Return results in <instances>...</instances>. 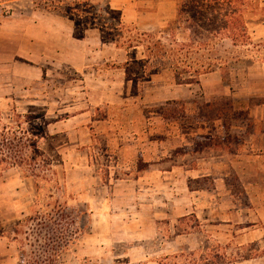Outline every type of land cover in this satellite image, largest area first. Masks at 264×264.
Masks as SVG:
<instances>
[{
  "label": "rangeland",
  "instance_id": "rangeland-1",
  "mask_svg": "<svg viewBox=\"0 0 264 264\" xmlns=\"http://www.w3.org/2000/svg\"><path fill=\"white\" fill-rule=\"evenodd\" d=\"M48 2L0 0L2 19L24 27V48L31 57V40L40 35L43 40L42 73L34 71L29 59L22 66L5 61L18 51L17 43L0 45V126L15 127L17 114L29 115L22 117L27 121L23 126L32 136L44 135L38 142L50 160V170L37 179L26 177L25 168L0 165V264H22L24 233L33 231L34 223L18 222L49 212L56 202L82 212L84 222L85 232L66 252V264H264V175L245 183L230 176L215 190L203 192L189 191L179 173L155 177L154 186L145 188L115 186L110 174L122 170L125 159L107 152L104 139L84 143L88 111L94 119L104 118L111 102L123 106L111 108V119L123 136L114 129L112 137L122 142L130 136L136 109L129 105L141 92L142 85L136 86L120 67L126 49L107 39L106 31L114 23L119 29L126 25L163 32L176 19V2ZM259 26H264V11L250 18L252 44L232 47L227 42L224 49L239 59L224 68L229 71L245 60L264 62V30H255ZM142 51H131L132 60ZM8 65L10 75L5 74ZM166 72L164 80L173 77ZM153 110L161 112L159 107ZM77 122L82 125L74 129Z\"/></svg>",
  "mask_w": 264,
  "mask_h": 264
},
{
  "label": "crops",
  "instance_id": "crops-1",
  "mask_svg": "<svg viewBox=\"0 0 264 264\" xmlns=\"http://www.w3.org/2000/svg\"><path fill=\"white\" fill-rule=\"evenodd\" d=\"M1 10L0 45L18 44V51L5 61L22 66L29 59L34 71L42 73V36L30 42L35 47L33 58L24 48V27L3 20ZM255 30L258 33L264 26ZM125 52L121 68L131 53ZM236 66L229 71L218 67L190 84L178 83L174 75L164 80L162 74L167 72L150 76L141 84L140 94L131 97L129 106L136 109V117L130 122V136L122 142L112 132L115 129L123 137L121 127L116 128L111 119V108L123 107L118 102L106 104L109 111L104 118L94 119L88 111L91 118L85 126L77 122L73 128L82 125L88 132L85 144L104 139L107 152L125 159L123 171L118 168L110 174L115 186L145 188L154 186L155 177L168 179L177 173L193 192L215 190L219 181L226 182L230 176H239L245 183L251 176L264 175V62L245 60ZM11 72L8 65L5 74ZM147 98L150 102H145ZM156 107L160 113L152 111Z\"/></svg>",
  "mask_w": 264,
  "mask_h": 264
},
{
  "label": "trees",
  "instance_id": "trees-1",
  "mask_svg": "<svg viewBox=\"0 0 264 264\" xmlns=\"http://www.w3.org/2000/svg\"><path fill=\"white\" fill-rule=\"evenodd\" d=\"M173 1L177 16L163 32L126 25L119 29L114 23V28L106 31L107 39L129 52L143 49L139 58L132 60L130 54L123 64L128 79L136 86L166 71H171L180 84L196 83L200 76L226 67L231 60L239 59L224 49L227 42L232 47L252 44L250 18L264 11V0ZM17 115L15 127L0 126V165L25 168L26 177L43 178L50 170V160L38 142L44 135L32 136L33 131L23 126L27 121H22L29 115ZM81 219L82 212L56 202L49 212L39 211L20 220L18 226L34 223L33 231L24 233L27 237L21 246L22 264H66V252L78 244L85 232Z\"/></svg>",
  "mask_w": 264,
  "mask_h": 264
}]
</instances>
